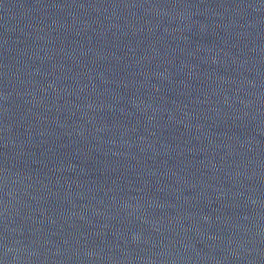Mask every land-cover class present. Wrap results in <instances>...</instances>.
Returning <instances> with one entry per match:
<instances>
[{
  "label": "water",
  "instance_id": "water-1",
  "mask_svg": "<svg viewBox=\"0 0 264 264\" xmlns=\"http://www.w3.org/2000/svg\"><path fill=\"white\" fill-rule=\"evenodd\" d=\"M0 264H264V0H0Z\"/></svg>",
  "mask_w": 264,
  "mask_h": 264
}]
</instances>
